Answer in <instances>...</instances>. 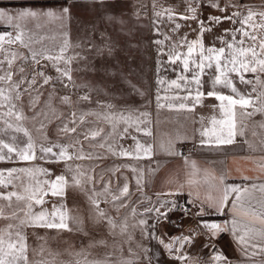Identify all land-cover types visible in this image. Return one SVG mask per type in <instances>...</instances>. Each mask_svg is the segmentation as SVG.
Masks as SVG:
<instances>
[{
    "label": "crops",
    "instance_id": "1",
    "mask_svg": "<svg viewBox=\"0 0 264 264\" xmlns=\"http://www.w3.org/2000/svg\"><path fill=\"white\" fill-rule=\"evenodd\" d=\"M138 1L142 7L141 9H144L145 14V38L143 40L145 52L140 55L139 70L129 69V76L125 79L122 86L115 89H111L109 86L106 88L98 87L92 81L83 80L82 75L75 82L73 80L69 82L67 78H63V81H61L57 79L59 74L56 70L48 75L52 77L49 87L58 88V90L64 88L65 84H68L76 93L111 95L127 94L135 88L134 92L139 89L140 91L137 92H143L149 97L148 102L141 106L137 123L134 117H130L131 113H128L124 109L122 117L125 119V122L123 123L122 120V126L119 125L116 128L117 130H115L113 138L107 136L110 128L107 130L105 138H103L104 134L100 137L91 138L90 153L93 159H95L93 160V164L99 167V170L97 168V181H99V176L103 177L105 172L110 173L114 180V183H109V181H112V178L111 176H106L107 179L103 180L102 183L91 186V192L102 193L103 196L100 198L117 197L118 199L114 201V204L122 206L123 217H140L148 221L149 224H153L155 223L154 214L147 213L145 210L160 207L159 200L176 201L178 197L183 196L188 201L189 199L196 201L195 206H192L197 212L200 201L209 198L213 200L219 199L223 195L226 186L238 185L241 189L247 188L248 192L243 193V199L238 202L235 210L232 209L235 193H231L222 214L211 211H206L205 213L208 217L204 220L207 222L220 224L228 222L229 231L220 233L217 238H211L205 229L199 232L201 234L195 243L185 244L181 252L186 253L189 257H193L197 264H216L212 259L215 252L222 253L232 264H264V251H261L264 248V236L259 234L264 233V225L255 220L251 215H245L241 208V205H243V208L253 209L257 213L264 212V208H262V205H264V191L260 190V186L264 185V145H260V141L264 139L258 137L260 136L258 131L253 134L256 135L253 138L248 137L247 130L243 128V118L240 116V112L243 109L237 106V134L234 137L233 144L217 145L213 132L215 131L219 134L223 126L219 123L214 125L212 121L213 119L220 121L225 119V117L219 107L220 101L206 95L208 91L213 90L211 82L216 75L214 66L212 69L205 68V72L201 76L202 86L199 89L205 95L201 103L194 105L191 99L187 101L183 100V97L188 95L186 89L191 90L192 95H195L196 85L194 82H191L192 72L184 73L179 61L176 65H171L168 62L167 55L169 51L173 50L174 44L177 45L176 51L186 53V44L183 47L179 46L185 37L187 42L197 40L198 38L201 39L205 48L215 47L219 49L225 47L226 45L222 41L228 42L233 39L232 37L228 38V28L234 26L233 20L235 24L242 26L240 23L242 10H246L247 12L251 10L254 13L253 17H259L258 13H264V7L249 6L246 8H236L229 6L226 11L221 12L218 9L208 7L207 0H204V6L197 9V19L185 20L180 19L182 15H189L186 12L187 5L185 0ZM66 2H71V0H0V7L6 8L11 12L18 10L20 7L60 9ZM105 2L109 6L101 14L99 6L92 4L90 0H76L72 7L76 15L73 23L67 21L65 26L62 27L60 21H43L48 37L51 38V32L55 34V31H59L58 33L62 35V29L67 31V28L71 26L80 28L83 23H86V26L89 27L95 25L97 28L98 15H106L109 11L113 13L115 12L114 8L119 11L122 8L125 11V8L119 5L120 0H105ZM217 2L223 8L228 3V0H217ZM153 3H155V7H153ZM165 9L172 10V20L168 19L167 13L164 12ZM156 12H160L162 15L158 17L155 15ZM233 12H238L240 15L233 17V20H223L219 24L208 21L209 16H231ZM83 18L86 19L85 22ZM102 20L108 25L109 21L101 18ZM199 21H204V26L206 28L210 27L211 31H205L201 35ZM110 24H113V22H110ZM176 24L180 25L178 29H176ZM86 26L83 25V28L86 29ZM110 27L113 28V26ZM157 28L159 32L156 31ZM14 30V25L0 22V34L11 33L15 36ZM241 38V36H238L235 39L236 41H240ZM154 41H160L161 43L156 44ZM3 46L21 45L15 43L11 45L4 44ZM256 50L258 51V49ZM158 52L161 53L159 56ZM198 53L199 46L196 47L194 52V56L197 59ZM81 56L84 57L82 54ZM158 59L162 65L159 72H157ZM48 63L51 62L48 61ZM180 75L187 76L189 83L186 84L185 81L179 80L178 77ZM232 77L234 78V86L241 94L247 92L261 93L263 91L258 88H256L258 91H248L244 89V86L234 73L230 74L231 79ZM158 78L163 83L157 84ZM172 80H177L181 87L176 88L172 85L170 83ZM215 90L223 95L234 94L229 88L221 85H217ZM157 93L160 96V106L157 105ZM180 103H185L187 107L180 108ZM170 104L172 107H169ZM255 106L261 107L264 104L256 101V103L254 102ZM145 113L147 115H144ZM96 126L98 125L96 124ZM125 128H127V132L124 131ZM95 129L99 130L98 127L95 128V123H91V130ZM84 130L87 131L88 129L81 124L75 134L76 143L79 142L74 152L76 161L73 169V175H77L82 181L81 187H74V200L77 205L80 202V206H82L83 201V175H80V173H83V159H76V155L79 154L81 148L83 149L81 142ZM205 130H207L208 135L202 136L201 133ZM241 132H243L242 135L240 134ZM117 133L119 134L116 136L117 140H115L114 137ZM54 141H57L59 146H62L63 140L49 138L50 143ZM102 143L105 144L104 148L99 147ZM137 143L144 146L151 145V155L146 156L141 151L139 158H137ZM108 145L113 147L116 152L115 155L107 150ZM122 150L128 151L131 155H120L119 153ZM84 151L87 152L86 149L83 150V153ZM170 152L180 154L172 155ZM2 163L3 161L0 162V170L12 169L14 166H17L16 164H8L10 162H7V165H2ZM102 167L107 168L106 171ZM64 168L67 170L65 166ZM62 169L63 167H60V173L66 177L68 171ZM116 169H122V172L118 173ZM133 169L136 171H133ZM141 174L143 178L138 185L137 177L141 176ZM116 177L117 180L115 181ZM221 178H223V181ZM125 184L128 186V193L121 195V190ZM253 185L256 187H253ZM105 187H107V191H105ZM178 188L180 189L179 195H158L161 193H173ZM189 191L193 193L191 197H189ZM0 193L2 192L0 191ZM197 196L199 199H196ZM0 203L7 205L9 202L2 201ZM168 207H171V205L169 204ZM166 210V208H161L162 212ZM172 215L173 211L169 212L168 218ZM234 218L237 221V238L243 235L249 228L252 229V232H249L248 236L245 237L246 243H238L237 239L233 237L231 221ZM3 219L9 220V223H19L18 220L14 221L8 217ZM7 226H2L0 229L8 230ZM158 226L155 229L156 235L161 237L159 233L162 230L166 243L171 242L173 235H171L169 228L175 226L168 221L164 222L159 229ZM14 230L12 229V231ZM25 231L26 227L22 229V233ZM190 231L184 234L188 236L192 233ZM153 241L155 244L154 249H152V252L155 253L153 255L159 258L158 260L156 259V264H192L190 260L182 262L171 258L161 244H158L157 240ZM205 245L208 246L206 247ZM213 245L215 246L214 249ZM175 247H180V245L176 244Z\"/></svg>",
    "mask_w": 264,
    "mask_h": 264
},
{
    "label": "rangeland",
    "instance_id": "2",
    "mask_svg": "<svg viewBox=\"0 0 264 264\" xmlns=\"http://www.w3.org/2000/svg\"><path fill=\"white\" fill-rule=\"evenodd\" d=\"M230 3L232 5H237L239 8H246L249 6L264 7V0H230ZM119 5L125 8V11L122 8L120 11L114 8L115 12L112 13V11H109L107 14L124 20L126 22L124 26L125 30L121 31V25L115 21H113V24L108 22V25L103 20L101 21V14H103L105 10L108 9L106 7L109 6L105 2V9H103V11L99 9L101 14L98 15V31L93 34V39L97 44L102 43L99 36V32L101 31H106L108 36L116 42V48L112 56L105 55L103 57H97L95 52L89 51L88 46L86 45L84 48L74 47V45L80 43L81 38L87 34L86 29L83 28V25L86 26V23H83L80 26L82 29L74 28L73 26L68 27L67 31L62 29V35L58 33L59 31H55V34L54 32H51V38L48 37L46 31L47 29L44 27V20L26 22L25 31L29 32L32 37V48L37 50L47 49L52 55L59 53V48L62 46L64 39L67 38L70 47L64 55L71 56L78 52L80 55H84V59H74L69 65H65L63 61H61L59 62L58 66L61 68H70L72 80L74 82L76 79L79 80L80 76L82 75L83 80L88 82L92 81L98 87L106 88L109 86V88L115 89L116 87L123 85V82L129 76V69L139 70L140 55L144 54L145 52L143 46V40L145 38L144 9H141L142 7L139 5L138 0H120ZM137 10L140 12L138 21L132 15V13ZM242 12L241 20H243L248 15L246 10H242ZM258 14L259 17H252V20L247 21L242 26L234 23V26L228 28V38L232 37L233 31L242 29L243 31H246L252 36L256 37L255 41H252L248 37H243L244 46L247 47L249 44H251L254 45L259 51V44L262 40H264V16L260 15L261 12ZM75 16L74 8H71V23L74 22ZM85 20L86 19L83 18L84 22ZM37 24H39V27ZM110 26H113V28ZM129 27L133 29L130 36L126 34ZM16 31L17 29L15 28L13 31L14 35L16 34ZM64 32H67V37L63 35ZM238 36H241V32H236L235 38ZM3 48L9 51H15L18 54L28 57L27 60L17 59L13 64L11 69V71L14 72L13 81H19L21 76H24L26 80H31L34 74V69L40 65L43 66V71L46 76L55 71L52 63H48V61L45 60H41L40 65H35L31 60L28 48H24L23 46H3ZM6 55H9V52H0V61H3ZM20 68H24L23 73L19 71ZM6 70L9 69L7 63L5 62L3 65H0V75H3ZM244 75L246 80H251L253 82L252 84L241 83L244 86V89L251 91L255 87V89L258 88L264 92V87H262L261 84L256 83L257 75H259L261 81H264V73L253 74L249 72L245 73ZM233 79L234 78L232 77V81ZM36 81V84L31 88H29L27 83L22 84L19 89L21 93L20 100H13V103L17 106V109L22 110L24 117H26V119L20 121V123L26 129H28L32 135L33 141L35 143L36 158L34 160L22 161L18 158H15V155L12 154L13 158L11 160H3L2 165H7L6 163L10 162L8 164L17 165L13 168L45 169L47 170V173L50 174L41 172H18L13 173V176L9 178L7 172H5V179H11L12 183L7 187L0 186V191L2 193H7L10 191L23 192L24 188L26 187H37L38 182H41L39 186L47 190L48 186L43 185L42 182L45 180H54L56 176L61 175L60 167H63L62 170H64V166L67 168L65 171H68L66 179L71 182L76 161L74 152L76 145L78 144V142L76 143L75 138L76 132L65 133L60 131V129H62L65 124H67L69 127H75L77 131L82 124V126L87 127L88 130H84L83 140L81 142L83 150H87V152L84 151L83 153L85 158H83L82 161L84 173L82 206H80V202L78 205L76 204L74 200V186H72L70 183L69 186L65 188V194L63 196H52L50 193L46 196H43L44 203L42 204H35L33 201V207L31 209L33 213L47 211L50 214L53 210V206L55 205L58 212L66 211L69 216L77 217L81 222L76 224L70 220L69 226L71 230L26 227V231L23 232V234L26 237V244L28 246L27 256L30 264H84L85 260H103L106 258V256L111 261H117L120 259L135 260V257L139 256L140 259L136 260V264H148V262L144 259L143 252L139 247H137V245H143L144 247L148 248V256L155 257V253L152 252V249H154L155 245L154 241L151 239H145L141 235L140 228L133 227L134 224L138 225L140 219L144 218L123 217L122 206L115 205V200L113 198H100L103 196L102 194L99 196V198L97 197L99 201V209L102 210L107 217L112 218L116 225L114 229L110 230L106 220L99 222L96 220V210L90 204L88 199V197L92 195L91 186H96L98 183H102L103 180L107 179L106 176H111L112 181H109V183H114L112 175L108 172H105L103 177L100 175L99 181H97V168L99 170V167L96 165L94 166L93 160L95 159H93L92 156L91 158H88L89 154H91V123H95V128L98 127L99 130L95 129L93 131L99 132V137L104 134L103 138H105L107 130L110 128L107 136L109 138H113V123H115V130H117L116 128L122 124V120L123 123L125 122L124 118H120L122 117V112H124V109L128 113H131L130 117H134V120L137 123L139 113L141 112V106H143L149 100L148 95H141L140 92L137 91L134 92L135 88L127 94H80L76 93L72 87L69 86V88L64 86V88L60 90H58V88H50L49 83H43V77H36ZM0 87H7V85L3 82H0ZM25 89H27V91H25ZM258 89L255 91H258ZM260 94L261 93L253 92L243 93V95L246 97L250 95L255 103L258 101L259 103L262 102L264 104V98H261ZM86 95L89 98L87 100L82 99V97ZM228 95H233L235 98L234 94ZM13 96H15V93H13ZM65 96L69 97L70 103L66 104L62 101L61 98ZM109 104L113 105L114 107L108 108L107 105ZM7 110V106L0 108V113L7 112ZM243 111L252 112L253 109L249 107L246 110L243 109ZM73 113H75V116H73ZM106 116L115 117L116 119L111 122V125H109L110 122L109 120L105 119ZM3 119L9 120L12 123H16L14 117L5 116ZM73 119L75 120V124L72 123ZM242 120L244 126L243 128L247 130L248 137L253 138V136H256L253 134L258 131L260 135L258 137L260 139H264V128L260 127V124L264 122V113L256 112L251 118H243ZM96 124L98 126H96ZM42 125L43 127H41ZM5 128L6 125L3 123V120H0V129ZM85 134H89L87 139H85ZM118 134L119 133L115 135V140H117L116 136ZM12 136L17 137L15 143L19 144L20 146H23V144L27 142V137H24L23 133H16L12 129H7L5 132H0V139L7 143H13ZM49 138L63 140L62 146H69L67 147V153L72 156V159L54 162L55 157H53L52 154H47V156H45V154L40 151L41 146L52 147L53 145H59L57 141L50 143ZM260 145H262L261 141ZM59 149V147H53V152L58 154ZM4 153L7 156L6 149L4 150ZM102 168L104 171L107 169L105 167ZM116 171L121 173L122 169H116ZM116 180L117 177L115 178V181ZM13 185H16V187H13ZM16 203H20L21 206L24 207L23 202H16L15 198H13V205ZM60 205L64 206L63 209L60 208ZM18 215L22 216L23 214L18 213ZM10 216L11 209L5 207V217ZM5 217H1L0 227L9 224V220L3 219ZM206 217L208 216L204 215L202 219L204 220ZM49 219H51L50 216ZM125 221L128 224V229L127 233L122 235L120 232V226ZM163 223L164 222L159 224L158 229L162 227ZM147 225L152 224H149L147 221ZM198 228V232L195 230V228L183 229L180 227H173L169 229L171 231V235H173L172 237H174L186 236L184 233L188 232L189 230L192 232L195 231L197 233L205 230L200 226ZM148 231H152V229L149 228ZM160 231L161 232L159 235L166 242L163 231ZM113 232L115 233L114 235L112 234ZM128 234H131V240L127 239ZM100 241H103V243H99ZM158 244L160 243L158 242ZM129 248L132 249V253L129 252ZM151 264H156L155 258L151 260Z\"/></svg>",
    "mask_w": 264,
    "mask_h": 264
},
{
    "label": "snow or ice",
    "instance_id": "3",
    "mask_svg": "<svg viewBox=\"0 0 264 264\" xmlns=\"http://www.w3.org/2000/svg\"><path fill=\"white\" fill-rule=\"evenodd\" d=\"M76 0H71V2H66L65 5L60 9H53V8H46V9H35L32 7H20L17 11L11 12L6 8L0 7V22H7L10 25H14V27L17 29L15 36H13L11 33H2L0 34V52H9V55L5 56V59L3 61H0V65H3L5 62L8 65V69L4 72L3 75H0V82H3L7 85V87H0V108H4L7 106L8 110L7 112L0 113V120H3V123L6 125L5 129H0V132H5L7 129H12L16 133H23L24 137H27V142L23 144V146H20L19 144L15 143L17 140L16 136H12L13 143H7L4 140L0 139V161H3L5 159L11 160L13 158V155H15V158H18L22 161H29L34 160L36 158L35 156V143L33 141L32 135L26 129L20 121L26 119L24 117L22 110L17 109V106L13 103V100H20L21 93L19 91L22 84L27 83L29 88L34 86L36 84V77H43V83L48 84L52 77L46 76L43 71V66L40 65L41 60L49 61L52 63V66L55 68L56 72L59 74L57 79L63 81V78H67L69 82H72V76H71V69L70 68H61L58 66L59 62L63 61L65 65L71 64V62L74 59H84L83 56L80 55V53H74L71 56H65V52L70 47L69 41L67 38L64 39L62 46L59 48V53L56 55H52L47 49H34L31 47L32 43V37L29 34V32L25 31V24L28 21H40V20H48V21H60L61 26L64 27L67 21L71 20V8L74 6ZM92 4L99 5V9L103 11L105 8V0H90ZM185 3L187 5L186 12L189 13V15H182L180 16V19H197V9L199 7L204 6V0H185ZM195 5V6H193ZM207 6L218 9L221 12L226 11V9L231 7H237V5H232L230 3H227L225 7L221 8L217 0H207ZM153 7H155V3H153ZM165 13L168 15V19H173V12L171 9H165ZM132 15L136 18V20H139L140 12L134 11ZM156 16H161L162 13L156 12ZM240 15L238 12H233L231 16H209L208 21L210 23H216L219 24L223 20H233V17ZM254 13L249 10L247 17H245L243 20L240 21V23L243 25L247 21H250L253 17ZM260 15L264 16V13H261ZM104 20H107L109 22L115 21L116 23L121 25V31H124L125 28V21L122 19H118L116 17H113L111 15H102L101 17ZM155 23V21H154ZM233 23L235 21L233 20ZM200 24V33L201 35L205 31H211V28H206L204 26V21H199ZM39 27V24H37ZM180 27L179 24H176V29ZM175 30V29H174ZM97 28L95 25L92 26H86V32L87 34L81 38V42L74 45L75 48H84L85 45L88 46L89 51H94L95 55L97 57H103L105 55L112 56L115 48H116V42L108 36L106 31L99 32L100 39L102 43L97 44L96 41L93 39V34L97 32ZM133 29L129 27L127 29L126 34L131 35ZM157 32H159V29H156ZM227 31V30H226ZM236 32H241V40L236 41L235 36ZM63 35L67 37V32H64ZM232 41L224 42L225 47H221L219 49L215 47H208L205 48V46L202 43L201 39H197L191 42H187L186 37L184 38V41L179 44L180 47L185 46L187 47L186 53H181L179 51H176L177 45H173V50L169 51L167 53L168 55V62L171 65H176L179 61L182 65V69L184 73L192 72L191 82H194L196 85V91L195 95H192V91L189 89H186L188 91V95L183 97V100L187 101L189 99L192 100L193 104H199L202 102V99L205 95V93L201 92L199 89L202 86L201 82V76L205 72V68L212 69L213 66L215 68L216 75L214 76L212 80V86L213 90L208 91L206 95L208 97H214L216 100L220 101V110L222 114L224 115L225 119L217 121L213 119L212 123L215 125L217 123L221 124L223 127L221 128L219 134H217L215 131L213 132V135H215V143L217 145H230L234 142V137L237 134V106H239L240 109L246 110L249 107H253L252 112L248 111H241L240 116L244 119H249L253 115H255L256 112L264 113V106L261 107H254V101L252 100L251 96L249 95L246 97L245 95L241 94L237 88L234 86L232 79L230 78V74H235L241 83L244 84H252L253 82L251 80L245 79V73H253V74H259L264 73V40H262L259 44V51L256 50L254 45H249L247 47L244 46V39L243 37H248L252 41L256 40L255 36H252L250 33L243 31L242 29H237L232 32ZM19 43L24 48L29 49V53L31 56V60L35 65H40L39 67H36L34 69V74L31 80H26L24 76H21V79L19 81H13V75L14 72L11 71L13 64L17 59H24L27 60L28 57L23 56L22 54H18L15 51H9L7 49L3 48L4 44H15ZM156 44H160V41H154ZM239 45V46H238ZM199 46V53H198V59L194 56V52L196 50V47ZM161 53L158 52V56ZM214 62V65H213ZM162 67L159 59L157 60V72L160 71V68ZM175 70V69H173ZM19 71L21 73L24 72V68H20ZM179 80L185 81V83H189L188 77L185 75H180L178 77ZM163 83L162 80L159 78L157 79V84ZM172 85H174L176 88H180L181 85L177 82V80H172L170 82ZM256 83L261 84L262 87H264V81L260 80L259 75L256 76ZM217 85H221L223 87L229 88L232 93L235 94V98L233 95H223L215 90ZM65 87L68 86V84L64 85ZM255 87L253 88V91H255ZM27 91V89H25ZM137 91H140L137 89ZM13 93H15V96H13ZM141 95H144L143 92H140ZM261 98H264V92H261L260 94ZM89 97L86 95L82 97V99L87 100ZM64 103H70L69 97L65 96L61 98ZM157 105L160 106V96L159 93H157ZM259 99V98H258ZM107 107L111 108L114 107L113 105L109 104ZM169 107H172L170 104ZM180 108H186L187 105L185 103H180ZM144 115H147L146 113ZM7 117H14L16 123H12L9 120H4L3 118ZM73 116H75V113H73ZM123 119V117H120ZM83 119V118H81ZM105 119L109 120V122H113L115 120V117H108L106 116ZM73 124H75V120L72 121ZM43 127V125L41 126ZM261 128H264V122L260 124ZM226 130V134H225ZM60 131L69 133V132H76L75 127H69L67 124L64 125ZM113 131L115 132V123H113ZM125 132H127V128L124 129ZM241 135L243 132L240 133ZM89 134H85V139L88 138ZM92 138H95L99 135V132L92 131L90 133ZM202 136L208 135L207 130L203 131L201 133ZM79 142V141H78ZM203 143V141H202ZM261 144L264 145V140L261 141ZM53 147H60L59 153L53 152ZM67 147L69 146H59V145H53L52 147H43L41 146L40 151L47 156V154H52L53 157H55L54 162H59L60 160H67L72 159V156L67 153ZM99 147L104 148L105 144H100ZM137 158H139V153L142 151L144 155L150 156L151 155V145H140L137 143ZM7 150V156L4 153V150ZM107 150L109 152H112V154H116L113 147L111 145L107 146ZM122 156H128L131 155L126 150H122L120 153ZM172 155H179L180 153L176 152H170ZM83 149L81 148L79 150V154L76 155V159H83ZM91 158V154H89V157ZM79 167V166H78ZM127 167V165H125ZM70 171V169H69ZM133 171H136L133 169ZM153 171V170H150ZM7 172L8 177H12L13 173H33V172H41L45 174L47 173V170L45 169H33V168H12V169H6V170H0V186L7 187L9 184L12 183L11 179H5L4 173ZM80 175H83V173H80ZM143 176L137 177V184L139 185L141 183ZM91 179V178H89ZM247 179V178H245ZM223 181V178H221ZM41 182H38V186L34 188H24L23 192L19 191H10L7 193H0V202L2 201H8L9 203L7 205H4L3 203H0V217H5V207L11 209V216L8 217L11 220H18V224L9 223L7 226L8 230L0 229V264H30L28 256H27V244H26V237L22 233V229L24 227H34V228H48V229H64V230H71L69 226V221L71 220L73 223L79 224L81 221L74 216H69V214L66 211H57L56 206H53L52 212L49 214L47 211H41L39 213H33L31 211L33 207V201L35 204H42L44 203L43 196H46L51 193L52 196H63L65 194V188L69 186L71 183L74 187H81L82 181L77 175H73L71 178V182L66 179L65 175H59L56 176L54 180H45L42 182L43 185H47L48 189L45 190L43 187L39 186ZM13 187H16V185H13ZM182 187V186H181ZM253 187H256L253 185ZM260 190L264 191V185L260 186ZM105 191H107V187H105ZM180 189L178 188L173 193H161L158 195H179ZM248 189L244 188L241 189L238 185H231L226 186L224 188L223 195L216 200H213L212 198H209L207 200L200 201V206L198 208V211L194 214L197 218L200 219V227L203 229H206L209 236L211 238H217L220 233L229 231L228 222H225L224 224L215 223V222H207L202 219V217L205 215L206 211H211L217 214H222L224 211L225 204L228 201L229 194L235 193V200L232 202V209L235 210L237 208L238 202L242 201L243 199V193H247ZM128 193V186L125 184L123 189L121 190V195H125ZM102 195V193H96L93 192L92 195L88 197L90 204L95 208L96 210V220L104 221L106 220L110 230L114 229L116 227L115 222L112 220V218L107 217L106 214L99 209V201L97 199L98 196ZM193 193L189 191V197H191ZM13 198H15L16 202H23L24 207L21 206L20 203H16L13 205ZM114 200L118 199L117 197H113ZM196 199H199L197 196ZM160 207L156 208H148L145 211L147 213H153L155 218V223L152 225H147V221L144 219H140L138 222V225L134 224L133 227H139L141 235L145 239H153L157 240L164 248L166 252L169 253V256L171 258L185 261L190 260L192 261V264H197L195 259L193 257H189L186 253H182L181 249L184 247L185 244H192L195 243L196 239L201 233H197L193 231L188 236H174L171 238V242L166 243L162 237H158L156 235L155 229L159 224L162 222L167 221L168 213L173 210H180L183 212L184 216L193 215L191 210L183 205H179L176 201L172 200H159L158 201ZM188 204H191L195 206L196 201L189 199L187 202ZM171 205V207H168V205ZM207 205V207H205ZM63 205H60V208L63 209ZM161 208H166L167 210L162 212ZM241 208L243 209V212L245 215H251L255 220H258L262 225H264V212L257 213L255 210L250 208H243V205H241ZM262 208H264V205H262ZM18 213H22L23 215H18ZM49 216L51 219H49ZM58 217V221H57ZM171 223V221H168ZM237 221L234 218L231 221V231L233 234L234 239H237L238 243H246L245 237L248 236L249 232H252V229L249 228L247 231L244 232L243 235H241L239 238L236 237V231H237ZM151 228L152 231H148V229ZM12 229H15L12 231ZM128 229V224L125 221L120 226V232L121 234H126ZM115 234L114 232L112 233ZM260 235L264 236V233H259ZM127 239L131 240V234L127 235ZM99 243H103V241H100ZM176 244H179L180 247H175ZM206 247L208 245H205ZM141 249V251L144 254V259L148 262V264H151V260L153 258L158 260V256L156 257H149L148 252L149 249L144 247L143 245H137ZM255 247V246H253ZM215 246L213 245V249ZM261 251H264V248L261 249ZM129 252L132 253V249L129 248ZM175 253V255H173ZM135 255V254H133ZM255 255V253H253ZM140 257L136 256L135 260L133 259H120L117 261H111L107 258L103 260H92L88 261L85 260L84 264H136V260H139ZM212 259L216 262V264H232L230 260H228L222 253L215 252L212 256Z\"/></svg>",
    "mask_w": 264,
    "mask_h": 264
},
{
    "label": "built area",
    "instance_id": "4",
    "mask_svg": "<svg viewBox=\"0 0 264 264\" xmlns=\"http://www.w3.org/2000/svg\"><path fill=\"white\" fill-rule=\"evenodd\" d=\"M176 202L179 205H183L191 210L193 215L184 216L183 212L180 210H173V215L168 218L167 221H171V224L175 227H180L183 229L195 228L198 231L200 226V219L197 218L194 214L196 213L195 209L191 204H188V199L181 196L176 199ZM170 223V222H169Z\"/></svg>",
    "mask_w": 264,
    "mask_h": 264
}]
</instances>
